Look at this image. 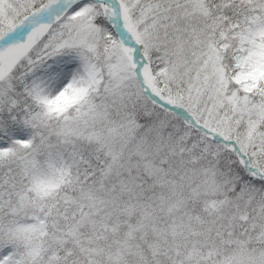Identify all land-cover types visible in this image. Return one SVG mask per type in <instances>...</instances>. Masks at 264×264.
Instances as JSON below:
<instances>
[{"label": "snow or ice", "instance_id": "6c2138e0", "mask_svg": "<svg viewBox=\"0 0 264 264\" xmlns=\"http://www.w3.org/2000/svg\"><path fill=\"white\" fill-rule=\"evenodd\" d=\"M0 264H264V0H0Z\"/></svg>", "mask_w": 264, "mask_h": 264}]
</instances>
